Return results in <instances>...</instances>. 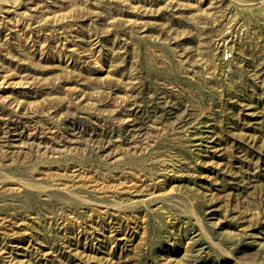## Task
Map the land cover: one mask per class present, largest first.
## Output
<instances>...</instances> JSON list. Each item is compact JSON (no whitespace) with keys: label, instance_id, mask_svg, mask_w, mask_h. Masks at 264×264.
<instances>
[{"label":"rangeland","instance_id":"rangeland-1","mask_svg":"<svg viewBox=\"0 0 264 264\" xmlns=\"http://www.w3.org/2000/svg\"><path fill=\"white\" fill-rule=\"evenodd\" d=\"M0 264H264V0H0Z\"/></svg>","mask_w":264,"mask_h":264}]
</instances>
